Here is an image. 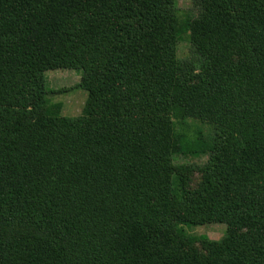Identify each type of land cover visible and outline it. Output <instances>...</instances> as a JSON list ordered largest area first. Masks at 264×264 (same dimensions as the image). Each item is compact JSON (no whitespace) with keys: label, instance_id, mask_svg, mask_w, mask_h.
<instances>
[{"label":"trees","instance_id":"1","mask_svg":"<svg viewBox=\"0 0 264 264\" xmlns=\"http://www.w3.org/2000/svg\"><path fill=\"white\" fill-rule=\"evenodd\" d=\"M191 6L0 0V264H264V0Z\"/></svg>","mask_w":264,"mask_h":264},{"label":"rangeland","instance_id":"2","mask_svg":"<svg viewBox=\"0 0 264 264\" xmlns=\"http://www.w3.org/2000/svg\"><path fill=\"white\" fill-rule=\"evenodd\" d=\"M176 5L178 7L179 18L183 19L186 15V10L191 6V0H176ZM196 54L193 48H191L186 40H183L178 47V55L182 57H188L191 54ZM48 86L52 89H64L62 93L52 95V101L62 102V114L70 117H75L81 114L87 92L78 87L77 83L79 82L80 75L78 72L73 70H56V71H47L45 73ZM222 141V139H221ZM194 161L199 163L203 161L199 158H183L181 157L180 161ZM199 178L197 173H194L192 176V182H196ZM191 233L196 236H206L211 242H217L222 238L225 232V226L222 224H210L204 226H197L191 230Z\"/></svg>","mask_w":264,"mask_h":264}]
</instances>
